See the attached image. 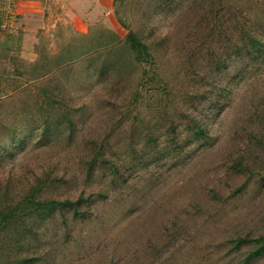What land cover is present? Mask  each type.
<instances>
[{
    "label": "rangeland",
    "instance_id": "rangeland-1",
    "mask_svg": "<svg viewBox=\"0 0 264 264\" xmlns=\"http://www.w3.org/2000/svg\"><path fill=\"white\" fill-rule=\"evenodd\" d=\"M113 23L0 0V264H264V0Z\"/></svg>",
    "mask_w": 264,
    "mask_h": 264
},
{
    "label": "crops",
    "instance_id": "crops-1",
    "mask_svg": "<svg viewBox=\"0 0 264 264\" xmlns=\"http://www.w3.org/2000/svg\"><path fill=\"white\" fill-rule=\"evenodd\" d=\"M63 5L72 26L81 32L98 20L114 28L113 0H63Z\"/></svg>",
    "mask_w": 264,
    "mask_h": 264
},
{
    "label": "trees",
    "instance_id": "trees-1",
    "mask_svg": "<svg viewBox=\"0 0 264 264\" xmlns=\"http://www.w3.org/2000/svg\"><path fill=\"white\" fill-rule=\"evenodd\" d=\"M126 40L128 41L129 45L134 48V49H138L143 55H146L147 56V53H146V48L144 45H142L139 41H137L135 39V37L133 36V34H127L126 36ZM257 45V46H256ZM252 47H256L258 49L259 47V44L255 43V44H251ZM251 48V47H250ZM248 53V51H247ZM246 53V54H247ZM200 133V132H199ZM48 204V203H47ZM36 206L38 208H45V204H40V203H36ZM35 209V208H34ZM10 214H4L0 217V230H2L3 228L7 227L9 224H10ZM12 215V214H11ZM242 241L241 240H238L236 243L237 245L239 243H241ZM249 242H253V243H258V247L257 249H255L254 254H256L258 251H260L262 248H264V237H261V238H256L254 240H243V243H249ZM236 245V246H237ZM24 263V262H22Z\"/></svg>",
    "mask_w": 264,
    "mask_h": 264
}]
</instances>
